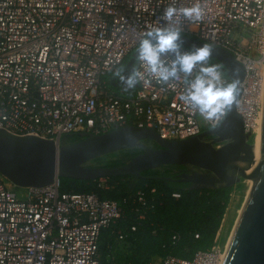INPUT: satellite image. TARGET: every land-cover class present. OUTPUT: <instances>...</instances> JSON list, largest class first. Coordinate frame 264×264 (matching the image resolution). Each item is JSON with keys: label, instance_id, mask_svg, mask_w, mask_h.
I'll use <instances>...</instances> for the list:
<instances>
[{"label": "built area", "instance_id": "built-area-1", "mask_svg": "<svg viewBox=\"0 0 264 264\" xmlns=\"http://www.w3.org/2000/svg\"><path fill=\"white\" fill-rule=\"evenodd\" d=\"M196 3L204 12L200 21L163 20L169 5ZM165 26H179L181 36L222 49L242 66L236 108L244 131L254 136L264 94V0H0V130L59 148L64 136L129 126L153 130L165 141L215 129L227 112L208 121L190 111L179 100L182 80L160 84L148 77L149 84L141 82L130 92L112 87L118 80L114 71L134 52L141 34ZM202 140L216 149L222 145L213 137ZM91 182L90 193L63 192L56 180L22 188L20 199L17 187L0 174V264H116V245L137 232L155 204V190L111 200L100 194L115 190L117 182L108 177ZM220 228L208 249L188 258L171 254L180 240L171 233L160 244L165 255L149 264H219ZM106 232L112 241L102 255Z\"/></svg>", "mask_w": 264, "mask_h": 264}, {"label": "water", "instance_id": "water-1", "mask_svg": "<svg viewBox=\"0 0 264 264\" xmlns=\"http://www.w3.org/2000/svg\"><path fill=\"white\" fill-rule=\"evenodd\" d=\"M179 43L192 50L203 45L185 36H181ZM212 49V64L219 65L231 81L238 82L239 101L242 93L239 84L244 79L242 66L230 53ZM134 63L132 52L125 64L128 71ZM112 87L132 91L118 80L112 83ZM237 103L227 111L218 127L183 141H165L153 130L129 126L101 135H80V141L58 148L51 141L16 137L0 130V174L18 188L45 187L60 178L85 182L103 177L138 178L146 171L165 166H190L203 171L180 175L177 181L189 184V189H231L240 184L242 178L248 177L243 199L228 229L219 264H264V103L258 155L255 140L249 143L250 134L244 131ZM206 137H213L214 143L222 144L221 147L216 149L212 143L203 141ZM142 141L153 142L158 148L145 151L120 166H87L97 158L132 148ZM252 169L253 180L250 176Z\"/></svg>", "mask_w": 264, "mask_h": 264}, {"label": "trees", "instance_id": "trees-1", "mask_svg": "<svg viewBox=\"0 0 264 264\" xmlns=\"http://www.w3.org/2000/svg\"><path fill=\"white\" fill-rule=\"evenodd\" d=\"M131 54L122 67H125ZM67 137L66 144H73L81 140L79 135ZM156 148H158L157 145ZM144 152V150L135 152L128 162ZM125 163L127 162L116 160L100 167H116ZM160 169H164V171L158 172L159 169L146 171L138 178L132 176L110 177L109 180L117 182L118 186L115 190L100 195L111 200H118L139 189H154L155 204L153 208L147 213L146 219L140 222L137 232L127 238L126 243H137L141 237H144L154 245L157 257H163L165 253L161 251L160 244L168 239L171 233H177L180 240L171 254L178 258H188L196 250H205L212 245L226 213L230 200L229 195L235 187L240 188V184L231 189H189V184L177 181L180 175L189 173L186 167L165 166ZM59 184L60 190L63 192L90 193L93 191L92 182L60 178ZM173 193L180 194V198L173 199L171 197ZM195 234H199L198 240L194 239ZM111 241L112 238L110 240L108 232L104 233L100 245L102 255L106 253V243ZM185 249L188 253H185ZM115 254L116 264L128 262L149 264L152 262L149 258L141 262L140 257L130 255L131 259L128 257L129 260L122 263L116 259Z\"/></svg>", "mask_w": 264, "mask_h": 264}, {"label": "clouds", "instance_id": "clouds-1", "mask_svg": "<svg viewBox=\"0 0 264 264\" xmlns=\"http://www.w3.org/2000/svg\"><path fill=\"white\" fill-rule=\"evenodd\" d=\"M203 15L198 3L186 7L169 5L163 20L167 24L182 16L200 21ZM181 35L179 26L147 28L135 46L132 69L120 67L113 75L128 90L137 88L141 82L149 84L148 77L160 84L182 80L184 90L179 96L182 104L203 119L214 121L238 102V82L225 83L220 66L209 63L213 51L210 44L187 51L179 43Z\"/></svg>", "mask_w": 264, "mask_h": 264}, {"label": "rangeland", "instance_id": "rangeland-1", "mask_svg": "<svg viewBox=\"0 0 264 264\" xmlns=\"http://www.w3.org/2000/svg\"><path fill=\"white\" fill-rule=\"evenodd\" d=\"M117 91V90H116ZM255 140L254 136H250L249 138V143H253ZM63 143L66 144L68 141V137L64 136L62 139ZM156 148V144L150 141H142L139 142L136 146L122 150L116 153L108 154L105 156H102L100 158H97L89 163H87V166L90 167H100L103 166L104 164L107 163H112L113 161L116 160H122L125 162H128V160L131 158V156L135 152L139 151H148ZM189 173H203V171L196 169L194 167H186ZM164 169H159L158 172H163ZM246 178H242L241 183H240V188L235 187L232 192L230 193V201L225 213V216L223 218V221L221 223V228H220V241L222 243V246H224V241L228 232V229L230 227L231 221L236 213V211L239 208V205L243 199L244 192L246 189ZM17 196L22 199L25 197L23 189L22 188H16L15 189ZM116 250L115 256L117 257L116 259L121 261L122 263L125 260H129L130 255H134L135 257H140V261L143 262L145 259L149 258L153 262H157V254H155L154 250V245H152L151 242L148 240H145L144 237H141L140 240L137 243L134 242H127L124 244H119L116 245ZM129 257V258H128ZM131 259V258H130Z\"/></svg>", "mask_w": 264, "mask_h": 264}, {"label": "bare ground", "instance_id": "bare-ground-1", "mask_svg": "<svg viewBox=\"0 0 264 264\" xmlns=\"http://www.w3.org/2000/svg\"><path fill=\"white\" fill-rule=\"evenodd\" d=\"M264 96V94H263ZM263 103H264V100H263V97H262V101H261V106H260V109H259V114H258V118H257V121H256V126H255V129H254V136H255V151L258 155V152L260 150V133H261V123H262V112H263ZM254 166V165H253ZM252 180H253V176H254V169H252L251 171V174H250ZM246 186H247V183H248V177L246 178Z\"/></svg>", "mask_w": 264, "mask_h": 264}]
</instances>
